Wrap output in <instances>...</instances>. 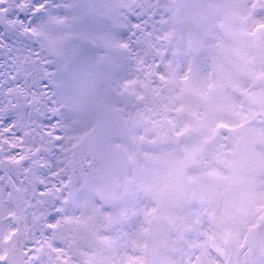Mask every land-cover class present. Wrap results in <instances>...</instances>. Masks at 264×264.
<instances>
[{
	"label": "rangeland",
	"instance_id": "rangeland-1",
	"mask_svg": "<svg viewBox=\"0 0 264 264\" xmlns=\"http://www.w3.org/2000/svg\"><path fill=\"white\" fill-rule=\"evenodd\" d=\"M143 2L146 10L151 9L147 30L142 33L138 46L133 49V55L129 57L126 71L109 86L106 93L94 100L88 111L115 109L126 121L129 127L127 138L112 144H118L126 150L130 156L129 168L125 171L127 172L125 175H123L125 172L121 171L113 175L108 180L111 185L108 181L104 182L103 190L115 185L117 193L122 196L126 190L122 185L123 178H135L138 182L135 184L131 182V184L137 186V196L139 200H142L141 202L145 200L144 195L148 184L153 183L157 189L165 182L168 185L172 183L174 186L176 183L181 186L182 177L179 178V168L182 166V157H178V154L174 152V146H171V151L165 154L156 149L155 136L162 129L159 121L162 118L171 119V124L175 126V132H177L183 126L182 121H185L184 126L200 127L204 120L209 123L211 117H228L223 113L226 102L230 101L232 105L237 98L235 93L238 87L242 86L243 70L246 66L250 72V66H255V61L251 58L254 53L251 48L249 31L256 22L255 0H143ZM163 54L169 57L165 71H173L178 66V62H182V65L188 69L183 70L185 73L193 72L194 67H204L207 73L197 74L196 80L190 83L194 90L199 87L202 76L211 74L212 82L208 84L215 87L213 90L214 105L207 114L200 109L191 108L188 109L190 116L185 117L182 111H177L178 105H175L173 98L178 92L176 88L174 90L170 87L169 91H165L162 95L158 93L163 84L162 71L158 69L163 61ZM157 77V84L152 85L150 90L161 96L164 103H157L156 100H154L155 103L147 102L145 98L149 80L157 79ZM175 81L171 80L173 84ZM200 89L203 93L197 94L196 92H201L198 88L192 98L205 107L208 99L207 87L201 85ZM162 104L163 108H161ZM162 112L163 115L159 116ZM198 113L203 117L198 116ZM145 120L152 123V128L153 124L157 123L158 128L146 130ZM197 120L199 123H196ZM156 129L158 131H155ZM182 132L183 129L179 133ZM149 133L151 135L150 144H152L149 148L153 152L152 155L146 154L145 156L144 148L145 144H148L147 135ZM5 148V154L2 153L4 156H0V159L8 158L23 166V177L19 187L25 201L24 208H21V215L29 221V228L37 229L41 223H35L42 221L47 208L42 209V203H32L28 199L43 195L47 178L43 176L42 163L34 162L32 154L26 150L13 153L7 150V145ZM145 157L151 160L149 163L152 165V172H149L151 167L146 166ZM171 166L175 168L171 169ZM54 169L58 171L61 168L55 166ZM148 172L151 173V178L145 177L144 173ZM191 177L194 181L199 178L196 175ZM65 179L58 178L57 186L45 190L49 200L53 192L63 189L61 185L65 184ZM5 180L7 181L3 185H7V189L15 187L13 180L7 178ZM213 183L214 181L210 183L209 178H204L202 192L205 191V195L212 193ZM3 185L0 186V197L3 194L7 196L9 194V190H1ZM183 187L186 188V184ZM217 192L220 194L218 190ZM186 200V190L181 187L175 203L183 211L191 210L187 217L181 216L178 211L174 210L175 214H171L172 210H169L165 224H159L158 218L150 219L149 242L146 245L147 250L144 251L148 254V258L147 261L146 259L142 261L141 258L140 264H226L225 255L219 246L232 222V215L236 214L235 202L229 201L224 204L218 200L217 202H204L202 210H194L185 206ZM1 202L0 220L4 214L10 212V207L8 205L5 207ZM36 204L39 206L36 207ZM1 226L2 224H0V233L5 230L4 225ZM134 233L135 235L131 231L126 233L122 240L119 238L118 243L113 246L105 248L106 243H104L101 253H98V255L101 254V259L92 256L87 264H115L116 253H118L117 264H129V259L125 258L127 253L124 252L123 246L131 247L134 243L133 245L138 249H143L141 245L145 241L140 230H135ZM234 233L232 228L230 234ZM212 238L214 239L211 240ZM106 242H108L107 239ZM208 247L213 248L212 256ZM30 248L31 246L28 247V252L35 261H39L37 256L40 257V255L31 253ZM216 251L219 256L215 255Z\"/></svg>",
	"mask_w": 264,
	"mask_h": 264
},
{
	"label": "snow or ice",
	"instance_id": "snow-or-ice-1",
	"mask_svg": "<svg viewBox=\"0 0 264 264\" xmlns=\"http://www.w3.org/2000/svg\"><path fill=\"white\" fill-rule=\"evenodd\" d=\"M150 11L143 0H0V152L51 161L126 71Z\"/></svg>",
	"mask_w": 264,
	"mask_h": 264
},
{
	"label": "flooded vegetation",
	"instance_id": "flooded-vegetation-1",
	"mask_svg": "<svg viewBox=\"0 0 264 264\" xmlns=\"http://www.w3.org/2000/svg\"><path fill=\"white\" fill-rule=\"evenodd\" d=\"M207 128H208L207 126H203L202 129L197 128V129H192L190 131L192 135V148L194 149V151H196L197 154H201L202 156L201 166L205 165L204 158L206 162L208 163L211 162V158L208 155L209 154L208 146H210L208 139L212 137L213 132L211 130L207 131L205 137L202 136L203 130Z\"/></svg>",
	"mask_w": 264,
	"mask_h": 264
}]
</instances>
